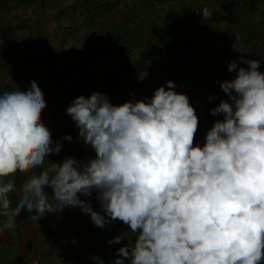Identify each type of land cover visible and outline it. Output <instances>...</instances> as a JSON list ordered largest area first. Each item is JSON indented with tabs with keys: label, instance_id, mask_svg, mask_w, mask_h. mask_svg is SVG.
Masks as SVG:
<instances>
[{
	"label": "clouds",
	"instance_id": "obj_1",
	"mask_svg": "<svg viewBox=\"0 0 264 264\" xmlns=\"http://www.w3.org/2000/svg\"><path fill=\"white\" fill-rule=\"evenodd\" d=\"M240 60L247 67L230 62L228 71L236 76L220 82L229 100L211 109L223 118L202 146H194L196 111L186 94L175 91L174 81L150 99L122 105L94 91L74 98L66 113L95 157H66L48 167L47 157L63 145L54 144L41 120L47 104L40 84L32 80L26 92H2L0 231L17 227L22 210L38 222L79 207L97 227L120 220L136 234L112 264H264V58ZM17 173L30 175L13 203ZM93 193L103 214L80 198ZM92 259L104 264L99 256Z\"/></svg>",
	"mask_w": 264,
	"mask_h": 264
},
{
	"label": "rangeland",
	"instance_id": "obj_2",
	"mask_svg": "<svg viewBox=\"0 0 264 264\" xmlns=\"http://www.w3.org/2000/svg\"><path fill=\"white\" fill-rule=\"evenodd\" d=\"M174 1L0 0V94L16 88L26 92L36 80L47 104L41 120L54 144L63 145L59 154L47 157L44 167L66 157H95L94 149L78 139L79 129L66 113L74 98L94 91L122 105L133 98L150 99L156 89H167L168 81H174L175 91L189 97L198 117L194 146L205 143L207 132L223 118L212 116L211 109L229 100L220 82L236 76L228 64L247 67L241 56L264 58V0L258 5V0H201L189 13L179 10L181 21L171 24L165 13ZM203 5L210 8L209 18L194 14ZM259 70L264 72V60ZM65 134L73 139L63 140ZM29 175L14 177L13 203ZM46 191L52 194L51 188ZM80 198L103 214L95 193ZM78 213L90 217L79 207H65L37 222L30 218L34 213L22 210L17 227L0 231V264H95L92 258L98 253L105 255L104 264H112L120 247L135 242L136 234L122 221L100 230L91 220V230L78 246L61 249L59 240L76 229ZM121 234L125 238L119 244L108 243Z\"/></svg>",
	"mask_w": 264,
	"mask_h": 264
},
{
	"label": "built area",
	"instance_id": "obj_3",
	"mask_svg": "<svg viewBox=\"0 0 264 264\" xmlns=\"http://www.w3.org/2000/svg\"><path fill=\"white\" fill-rule=\"evenodd\" d=\"M194 14L199 16L201 19L209 18L210 8L207 5H203L199 7V9L195 10ZM78 214L79 222L76 229L71 234L65 235L59 240V246L61 249L78 246L80 238L91 230V218L87 215L82 217L81 213ZM95 256H99L102 260H104V255L102 253H98Z\"/></svg>",
	"mask_w": 264,
	"mask_h": 264
},
{
	"label": "crops",
	"instance_id": "obj_4",
	"mask_svg": "<svg viewBox=\"0 0 264 264\" xmlns=\"http://www.w3.org/2000/svg\"><path fill=\"white\" fill-rule=\"evenodd\" d=\"M201 0H183V2H181V0H175L173 2L172 5H168L170 8H171V12L169 13L168 11L165 13L167 16L168 15V18L167 20H172L173 22H171V24H177L179 21H181V16H180V11L181 12H188V8H190L191 10L194 8L193 7V4H199ZM180 2V3H179ZM259 3V0L257 1V5ZM145 7L147 6L146 4H143ZM170 10V9H169ZM190 12V11H189ZM188 12V13H189ZM189 26H187L188 28Z\"/></svg>",
	"mask_w": 264,
	"mask_h": 264
},
{
	"label": "trees",
	"instance_id": "obj_5",
	"mask_svg": "<svg viewBox=\"0 0 264 264\" xmlns=\"http://www.w3.org/2000/svg\"><path fill=\"white\" fill-rule=\"evenodd\" d=\"M198 18V17H197ZM199 19V18H198ZM187 48H189V47H187ZM104 229V227H100V230H103ZM104 255V254H103ZM104 258H105V255H104Z\"/></svg>",
	"mask_w": 264,
	"mask_h": 264
}]
</instances>
